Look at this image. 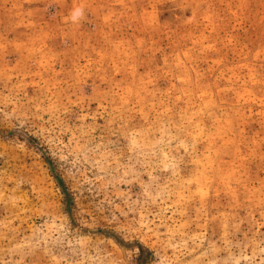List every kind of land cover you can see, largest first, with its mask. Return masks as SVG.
Returning <instances> with one entry per match:
<instances>
[{"label":"rangeland","instance_id":"1","mask_svg":"<svg viewBox=\"0 0 264 264\" xmlns=\"http://www.w3.org/2000/svg\"><path fill=\"white\" fill-rule=\"evenodd\" d=\"M0 264H264V0H0Z\"/></svg>","mask_w":264,"mask_h":264},{"label":"clouds","instance_id":"2","mask_svg":"<svg viewBox=\"0 0 264 264\" xmlns=\"http://www.w3.org/2000/svg\"><path fill=\"white\" fill-rule=\"evenodd\" d=\"M78 15H80V11L79 10H77V12L75 13L74 18H75V16H78Z\"/></svg>","mask_w":264,"mask_h":264}]
</instances>
